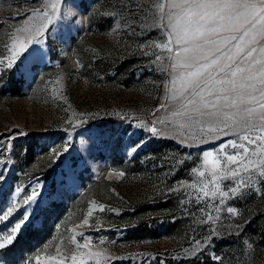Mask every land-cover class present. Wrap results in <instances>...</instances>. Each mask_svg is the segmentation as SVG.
<instances>
[{
    "label": "rangeland",
    "instance_id": "rangeland-1",
    "mask_svg": "<svg viewBox=\"0 0 264 264\" xmlns=\"http://www.w3.org/2000/svg\"><path fill=\"white\" fill-rule=\"evenodd\" d=\"M176 13L173 0H0V237L40 193L0 264H166L190 255L264 264V182L253 175L231 194L244 168L260 171L264 148L229 161L219 145L236 136L210 140L207 128L168 111L164 69L176 52L165 26ZM11 73L19 93L5 87ZM158 118L166 125H154ZM145 126L166 128L168 138ZM31 137L36 161L46 153L52 169L18 179L15 143Z\"/></svg>",
    "mask_w": 264,
    "mask_h": 264
},
{
    "label": "snow or ice",
    "instance_id": "snow-or-ice-1",
    "mask_svg": "<svg viewBox=\"0 0 264 264\" xmlns=\"http://www.w3.org/2000/svg\"><path fill=\"white\" fill-rule=\"evenodd\" d=\"M58 2L54 0V4ZM173 3L180 8V13L168 14V25L165 26L166 30L171 29L169 42L174 44L176 52V63L170 62L164 69L169 73L172 85L171 88L169 83L164 85L171 101L169 113L172 117L183 118L187 126L199 124L201 130L207 128L210 140L236 136L237 139H227L219 145L229 161H235L242 154L241 150L253 153L258 146L264 148V0H173ZM134 10L129 8L130 12ZM38 11L50 19L48 13ZM174 15L179 17L178 24H173ZM152 123L166 125L163 118ZM145 131H150L154 137L168 138L166 128L153 126L149 129L145 126ZM216 131H222L223 136L213 135ZM12 139L14 137L10 136L4 143L10 146ZM181 143L192 146L187 139H181ZM229 146L231 153L227 151ZM135 150L131 149L132 152ZM0 151H3L2 147ZM211 155V152L204 153L205 157ZM259 168L258 173L254 168H244L243 187L231 189V194H242L243 188L254 182L253 175L257 177L256 182H264V159L260 160ZM5 171L0 168V181H6ZM236 174L233 171V176ZM39 195L34 189L33 194L24 200L28 211L8 234L0 237V250L10 247L21 229L32 222L35 215L33 205L38 206L36 197ZM221 195L229 196V192ZM11 212L9 209L8 215ZM227 212L238 214L233 207H228ZM210 219L214 221L216 218ZM216 234L214 229L213 236ZM211 239L212 236L203 243H210ZM201 244L202 241L197 240L194 247L200 250ZM213 259L219 261L220 257Z\"/></svg>",
    "mask_w": 264,
    "mask_h": 264
},
{
    "label": "trees",
    "instance_id": "trees-1",
    "mask_svg": "<svg viewBox=\"0 0 264 264\" xmlns=\"http://www.w3.org/2000/svg\"><path fill=\"white\" fill-rule=\"evenodd\" d=\"M5 85L7 90H10L13 93L20 92V81L16 79L14 74L12 73L8 77L6 76ZM36 145L37 140L32 137L28 138L26 141H18L15 143V147L17 148V151L14 155L16 158V169H18L21 174L18 179H21L22 177L27 175L33 177L42 175L44 178H46L50 174L52 165L47 162L49 158L46 157V153L42 154V152L41 155H39L41 157L39 160L41 161H36V159H38L36 157ZM42 147H40V150L42 149ZM33 162L37 163L34 168L31 167V164ZM204 257V262L206 261L205 263L201 262L197 256L190 255L183 258L181 257L178 260H167L166 264H213L212 262H210L208 256ZM156 264L161 263L156 262Z\"/></svg>",
    "mask_w": 264,
    "mask_h": 264
}]
</instances>
